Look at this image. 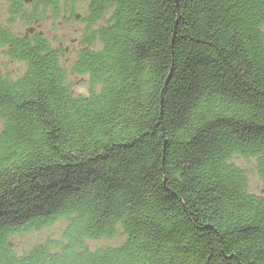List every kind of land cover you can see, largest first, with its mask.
<instances>
[{
	"label": "trees",
	"instance_id": "1",
	"mask_svg": "<svg viewBox=\"0 0 264 264\" xmlns=\"http://www.w3.org/2000/svg\"><path fill=\"white\" fill-rule=\"evenodd\" d=\"M6 11L0 49L24 70L0 74V264H264V196L234 161L255 159L264 182V0ZM61 15L85 25L71 58L31 27ZM71 75L88 77L86 93ZM118 226V245L90 243Z\"/></svg>",
	"mask_w": 264,
	"mask_h": 264
},
{
	"label": "rangeland",
	"instance_id": "2",
	"mask_svg": "<svg viewBox=\"0 0 264 264\" xmlns=\"http://www.w3.org/2000/svg\"><path fill=\"white\" fill-rule=\"evenodd\" d=\"M7 6L8 0H0V26L5 27L8 25L7 20L9 16L7 15ZM30 9H26V12H29ZM77 11L82 12L81 8H78ZM9 29L12 34L22 36V34L27 31L30 26L25 25L20 21L10 24ZM36 30H40L45 33L47 37L50 38L52 44L55 46L66 47L68 58H71L74 55V52L78 49V46L73 47L69 50V36L70 37H79L82 30L85 28V25L80 20H67L64 15L57 21H51L47 19L43 24H34ZM264 31V27H263ZM5 50L0 49V74L9 75L11 78H17L23 73L24 66L23 64L12 62L5 55ZM70 82H73L74 92L75 93H86L88 85V77H75L71 75L69 78ZM1 129V121H0ZM236 165L242 169H245L247 172V187L251 194L264 196V182L256 175L255 172V159H237L234 158ZM65 222L61 221L56 223L52 227L44 228L41 231L30 232L26 235L16 237L14 242L16 243L17 250H28L33 245L38 244L42 241H46L48 238L57 237L60 234ZM122 233L120 227H116L115 236L108 240H101L97 242H90L92 245L102 246L106 244L118 245L122 241Z\"/></svg>",
	"mask_w": 264,
	"mask_h": 264
}]
</instances>
